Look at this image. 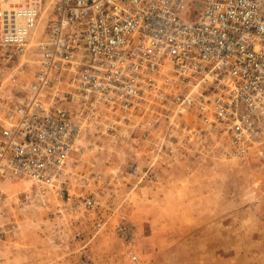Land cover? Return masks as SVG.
<instances>
[{
    "label": "built area",
    "instance_id": "2783aa9c",
    "mask_svg": "<svg viewBox=\"0 0 264 264\" xmlns=\"http://www.w3.org/2000/svg\"><path fill=\"white\" fill-rule=\"evenodd\" d=\"M189 1L0 0V89L19 93L0 121V184H26L0 189V242L21 241L24 215L52 200V232L80 249L106 229L115 209L75 169L92 133L250 159L264 139V0H200L195 21ZM115 233L138 260L126 215ZM79 264H94L87 250Z\"/></svg>",
    "mask_w": 264,
    "mask_h": 264
},
{
    "label": "rangeland",
    "instance_id": "374dc122",
    "mask_svg": "<svg viewBox=\"0 0 264 264\" xmlns=\"http://www.w3.org/2000/svg\"><path fill=\"white\" fill-rule=\"evenodd\" d=\"M203 12V2L191 0L182 15L195 21ZM18 100L14 88L0 89V121ZM175 140L158 153L151 143L135 150L116 135H89L90 147L78 156L75 169L89 175L87 189L101 200L102 211L115 209L106 229L80 249L70 234L52 232V226L62 225L53 215L56 201L35 205L23 217L22 240L0 242V264H79L85 250L94 264H264V139L246 162L221 147L198 159L194 148L184 157ZM25 187L23 182L0 184L11 195ZM123 214L137 229L136 261L115 233Z\"/></svg>",
    "mask_w": 264,
    "mask_h": 264
},
{
    "label": "crops",
    "instance_id": "0c3cea01",
    "mask_svg": "<svg viewBox=\"0 0 264 264\" xmlns=\"http://www.w3.org/2000/svg\"><path fill=\"white\" fill-rule=\"evenodd\" d=\"M10 264H13V263H10ZM38 264H42V263L38 262Z\"/></svg>",
    "mask_w": 264,
    "mask_h": 264
}]
</instances>
